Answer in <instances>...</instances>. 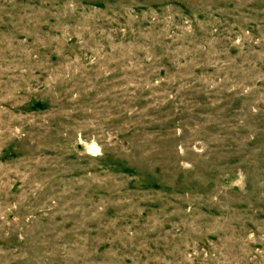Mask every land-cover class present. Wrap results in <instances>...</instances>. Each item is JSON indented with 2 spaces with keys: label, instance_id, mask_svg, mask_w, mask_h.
<instances>
[{
  "label": "rangeland",
  "instance_id": "1",
  "mask_svg": "<svg viewBox=\"0 0 264 264\" xmlns=\"http://www.w3.org/2000/svg\"><path fill=\"white\" fill-rule=\"evenodd\" d=\"M0 264H264V0H0Z\"/></svg>",
  "mask_w": 264,
  "mask_h": 264
}]
</instances>
